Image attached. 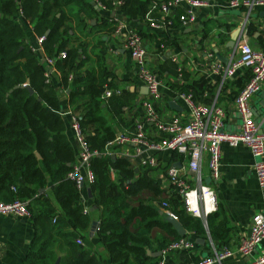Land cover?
Listing matches in <instances>:
<instances>
[{"label":"trees","instance_id":"trees-1","mask_svg":"<svg viewBox=\"0 0 264 264\" xmlns=\"http://www.w3.org/2000/svg\"><path fill=\"white\" fill-rule=\"evenodd\" d=\"M78 1L0 0V202H29L37 235L25 264H56L60 258V264H149L153 259L148 251L162 252L182 239L161 216L156 203H169L188 233L205 235L208 231L213 241H225L228 230L224 225H215V215L209 216L204 226L183 210L178 199L172 201L179 202L172 207L158 182L150 179L147 172L137 175L130 162L120 156V149H111L117 133L103 117L107 102L103 96L109 88L103 61L106 44L102 37L84 43L91 35L84 33L88 25L81 18L98 15L89 1H82L74 10ZM93 1L105 10H116L112 0ZM170 1L123 0L117 8L122 15L136 20L155 3L161 12L162 5ZM23 22L29 23L36 36L46 37L43 48L60 73L59 89L52 79L47 83L48 66L32 52ZM111 25L93 29L96 35L114 29L115 33L117 25L110 28ZM91 47L96 67L80 76L85 61L81 57L89 59ZM62 53L66 56L59 58ZM60 94L67 96L68 105L74 108L73 113L97 153L92 162L95 183L88 187L92 206L100 211L97 236L110 263L95 252L89 239L90 209L84 203L82 190L67 178L76 162V151L60 115L64 112ZM49 188L53 200L46 196ZM54 217L56 222L52 224ZM64 248L66 257L62 255Z\"/></svg>","mask_w":264,"mask_h":264},{"label":"crops","instance_id":"crops-1","mask_svg":"<svg viewBox=\"0 0 264 264\" xmlns=\"http://www.w3.org/2000/svg\"><path fill=\"white\" fill-rule=\"evenodd\" d=\"M82 1H89L93 4L98 15L95 18L82 16L81 20L88 25L86 29L84 28V33L91 35L84 39V43L95 41L98 37L105 40L106 54L103 61L109 74L107 90L112 91L114 96L111 100L109 99L110 101L104 102L106 109L103 111V117L107 124L115 130L117 138L121 135L131 136L135 133L136 125L145 117L143 103L148 98V90L140 81L137 66L123 48L120 37L116 32L114 33L115 29L112 32L103 31L98 35L95 34L93 28L101 24H113L110 28L117 25L116 29H118V24L122 23L127 30H132L141 36L147 51V66L162 84V97L159 101L153 102L162 121L167 122L173 118H181L184 122L188 121V111L179 98L181 94H187L200 104L206 106L217 104L221 107L226 113V133L238 134L241 132L242 123L235 107V100L249 83L250 74L247 70L240 69L235 76L225 79L222 73H217L215 70L217 65L225 67L235 60L236 46L230 48L229 45L234 32L241 29L246 20V10L231 9L229 0H202L204 5L195 10L196 21L193 25L184 26L179 21L187 10L186 6H181L174 14L173 27L157 29L152 24H161L163 18L156 3L144 17L131 20L122 15L121 10L117 8V0H112L116 8L113 11L105 10L95 4L93 0H79L73 9L77 11L83 3ZM23 25L27 41L32 47L38 36L34 34L29 24L23 22ZM263 29L264 6H259L250 12L246 24L248 41L256 50L264 47ZM79 33L78 31L77 34ZM91 49L92 47L87 52L90 56L89 59L81 57V61H85L79 72L80 76H86L87 72L96 67V58ZM60 79V73L55 70L52 74V81L58 89ZM60 98L64 103V112L74 111V108L68 105L66 95L60 94ZM262 104H264V85L262 90L250 101L256 122L262 120L260 127L261 132L264 133ZM63 118L68 126L66 135L75 148L77 159L78 150L72 138L70 118L67 116ZM147 132L150 140L159 141L161 139L156 134L153 125L147 126ZM110 147L111 149L114 147L120 149V156L130 162L131 169L137 175L147 172L150 179L158 182L165 196L170 198L172 207L179 203L178 200L181 201L178 199L177 203L173 204L172 201L176 198L169 197L167 175L170 168L177 167L181 170L184 179L190 180L187 173L188 160L185 157L162 152L156 155L158 167L147 169L144 164L148 157L146 152L137 155L135 146H121L115 142ZM202 170L205 184L210 185L217 195L218 210L213 214L215 215V225L217 227L224 225L228 230L225 241L213 242L219 245L223 244L233 252V257L227 259L223 264H254L264 256V242L249 257H243L238 252L243 240L250 235L253 217L264 210V191L258 186L255 176V161L250 151L244 146L232 148L228 144L222 145L221 175L217 184L211 180L208 160L204 162ZM88 190L90 189L86 186L82 193L84 203L92 215L89 239L95 246V252L102 255L104 259H108L104 249L100 246L97 233L93 231V224L99 223L100 211L98 207L92 206V195L90 198ZM46 196L53 200L50 188L47 189ZM156 206L163 212L162 205L156 203ZM202 223L204 224L203 221ZM52 224H54L53 219ZM204 226L207 225L204 224ZM36 235L32 219L0 215V264H25ZM185 239L194 244V249L173 254L167 260V264H201L207 257H210V241L213 239L208 231L205 235L186 231ZM67 253V249L64 248L62 255L66 257ZM160 258L153 259L149 264H158Z\"/></svg>","mask_w":264,"mask_h":264},{"label":"built area","instance_id":"built-area-1","mask_svg":"<svg viewBox=\"0 0 264 264\" xmlns=\"http://www.w3.org/2000/svg\"><path fill=\"white\" fill-rule=\"evenodd\" d=\"M117 7L123 5L119 1ZM204 5L202 0H172L161 7L162 23L152 24L154 28H171L174 23V14L181 6L187 10L179 21L184 25H193L196 21L195 10ZM259 6H264V1L258 0H229V7L234 10H246L247 17L241 28V36L236 44L235 60L227 66L217 65L216 72L222 73L225 79L232 78L240 70H247L250 80L245 89L235 100V107L240 116L242 127L238 134L225 132L226 113L217 104L206 106L194 100L191 95L181 94L180 99L186 107L189 119L184 122L181 118H173L170 121H162L153 102L159 101L161 94V81L147 66V51L141 36L127 30L122 23L118 24L116 34L120 37L123 48L129 53L131 59L138 69V77L148 90V98L143 103L145 117L135 127V133L131 136L121 135L115 141L118 145H133L137 155L144 152L148 157L144 161L147 167L155 169L158 167L156 155L162 152H170L185 157L188 160V175L190 180L184 179L181 170L172 167L168 171L169 197L181 200L183 210L194 218H198L207 225L209 216L218 210L217 195L210 185L205 184L203 175V164L208 160L211 180L217 184L221 175V148L228 144L232 148L246 147L255 161V176L258 186L264 191V133L256 122L250 101L256 96L264 85V47L254 49L247 37L246 24L250 12ZM23 17V16H21ZM29 24L28 22H26ZM125 32V33H124ZM264 32V29H263ZM46 37H38L31 47L33 53L48 66L46 75L47 83L51 82L55 71V61L45 55L43 48ZM65 53L59 55L64 58ZM114 96L110 90H106L103 99L108 101ZM61 117L70 118V130L77 146L78 155L72 166V171L67 178L74 182L79 190L95 183V175L92 171L93 159L97 153L87 140L78 117L73 110L60 113ZM155 127L156 134L161 138L159 141L150 140L147 126ZM130 157L129 154H127ZM29 202L16 200L11 204L0 202V215H13L20 219H31ZM162 210L169 216H173L169 203L162 204ZM89 210H85L88 214ZM177 219V218H176ZM56 222V218L53 219ZM99 231V227L96 228ZM264 242V210L253 217L251 232L248 238L243 240L238 252L243 257L253 255L257 247ZM83 245L81 241L77 242ZM194 244L183 238L162 251L158 264H167V260L180 251H192ZM210 257L201 264H223L227 259L233 257V252L225 245L210 241ZM1 254V248H0ZM254 264H264V256Z\"/></svg>","mask_w":264,"mask_h":264},{"label":"water","instance_id":"water-1","mask_svg":"<svg viewBox=\"0 0 264 264\" xmlns=\"http://www.w3.org/2000/svg\"><path fill=\"white\" fill-rule=\"evenodd\" d=\"M240 36H241V29H239V30L234 32L232 40H231V43L229 45L230 48H234L236 46ZM223 62L226 63V61H223ZM27 85H29V82H28ZM29 91H30V93L32 95L34 94L33 90H31L30 88H29ZM262 106H263V109H264V104H262ZM261 121L262 120L260 119V120H258L257 123L260 125ZM88 194H89V197L91 198V195H92L91 194V190H88ZM95 209H97V208H95ZM160 214H161L162 217H164V219L166 220L167 223H169V224H171L173 226V228L177 231V233H178V235L180 237H182V238L186 237V231L184 230V228L182 227V225L179 223V221L176 218H174L173 216H169L168 214H165L164 212H160ZM99 225H100V223H94L93 224V227H94L93 231L94 232H96V228H98ZM147 255L149 257H151L152 259H158V258H160L162 256V253L159 252L157 254H152L150 251H148ZM56 264H60V260H58V262Z\"/></svg>","mask_w":264,"mask_h":264},{"label":"rangeland","instance_id":"rangeland-1","mask_svg":"<svg viewBox=\"0 0 264 264\" xmlns=\"http://www.w3.org/2000/svg\"><path fill=\"white\" fill-rule=\"evenodd\" d=\"M99 227H100V225H99ZM96 233H97V231H96Z\"/></svg>","mask_w":264,"mask_h":264}]
</instances>
